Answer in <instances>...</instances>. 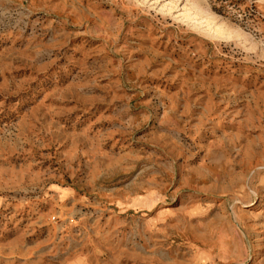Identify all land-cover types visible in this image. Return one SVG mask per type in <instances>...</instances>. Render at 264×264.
I'll use <instances>...</instances> for the list:
<instances>
[{
    "label": "rangeland",
    "instance_id": "374dc122",
    "mask_svg": "<svg viewBox=\"0 0 264 264\" xmlns=\"http://www.w3.org/2000/svg\"><path fill=\"white\" fill-rule=\"evenodd\" d=\"M0 264H264V0H0Z\"/></svg>",
    "mask_w": 264,
    "mask_h": 264
}]
</instances>
